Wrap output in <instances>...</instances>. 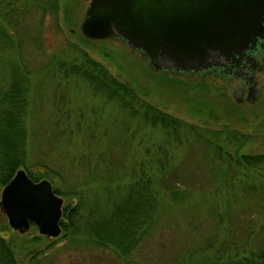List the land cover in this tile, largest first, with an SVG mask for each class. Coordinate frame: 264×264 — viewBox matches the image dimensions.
Wrapping results in <instances>:
<instances>
[{"label":"rangeland","instance_id":"1","mask_svg":"<svg viewBox=\"0 0 264 264\" xmlns=\"http://www.w3.org/2000/svg\"><path fill=\"white\" fill-rule=\"evenodd\" d=\"M87 2L0 0V95L9 86L11 66L25 76L26 152L21 168L63 190L66 194H57L61 206L70 202L69 192L78 190L90 198H104L105 192L112 197L117 182L124 185L134 176L130 166L135 160H142L140 168L135 162L137 173L141 169L159 175L149 163V151L158 143L167 151L165 177L179 181L174 184L182 194L174 199L164 189L157 195L154 221L128 258L138 264H174L184 247L211 234L238 248H256L264 239V165L257 172L232 161L237 144L239 152L264 151V70L254 72L258 94L237 100L232 94L237 78L154 69L140 50L119 38L84 35L79 25ZM82 52L141 99L184 120L177 140L73 73L69 66L79 64ZM188 123L200 127L201 133L203 128H236L254 134L248 140L218 137L217 143L231 155L219 159L204 149L201 140L206 136L188 135ZM209 168L214 170L205 177ZM62 233L60 227L57 235L42 234L34 240L41 234L35 225L11 227L0 205V235L16 264L50 242L51 249L41 252L42 264H122L121 257L103 247L65 243Z\"/></svg>","mask_w":264,"mask_h":264},{"label":"trees","instance_id":"2","mask_svg":"<svg viewBox=\"0 0 264 264\" xmlns=\"http://www.w3.org/2000/svg\"><path fill=\"white\" fill-rule=\"evenodd\" d=\"M79 61L78 65L74 63L69 68L76 75L86 79L95 91L108 98H113L119 105L127 108L131 114L140 117L150 126L159 127L166 136L172 134V138L177 140L178 130L182 129L181 125L185 122L184 120L141 99L131 86L110 75L100 63L92 60L85 52H82ZM18 69V66L10 67L9 86L0 95V183L2 185L10 179L17 168L23 166L26 152V130L22 119L25 76ZM186 129L191 138L206 136L204 140H201L204 143V149L213 151L212 153L219 159L224 155L225 158L228 156L231 159V155L222 142L217 143L218 137L220 140L235 137L248 140L254 134L242 132L236 128H203V133H201L200 127L192 123H188ZM235 146L233 164L242 168L251 167L260 172L259 167L264 165V151L239 152L240 146L238 144ZM165 151V147L158 143L149 151V156L153 155L149 157V163L160 171L159 175L144 174L141 169L137 173L136 165L142 160H135L130 166V171L134 176L130 177L124 185L116 183L115 196L109 197L105 192L104 198L96 195L90 198L82 190L69 192V196L72 194L70 202L61 206L58 222L63 233L59 237L63 238L65 243H73L77 247L91 248L95 245L103 247V250H110L116 253L117 257H121L122 264H138L127 255L138 245L147 225L154 221L157 195L164 189L174 199L182 194L176 187L179 181L174 179L169 182L165 177L168 165L165 156L167 151ZM101 155H104L103 152ZM140 167L141 164L138 165V168ZM213 170V168L206 169L205 177L209 176V172ZM25 171L32 180L40 178L27 169ZM114 178L109 177V180H114ZM224 180L226 182V178ZM51 187L56 194H66L54 183ZM104 187L107 188V186ZM101 200L104 201L101 203ZM40 236L43 235L35 234L33 239L37 240ZM216 239L218 237L211 234L204 237L199 244L193 243V245L184 247L183 252L175 258L174 264H264V239L258 242L256 248H238L234 241L232 245L230 241L227 243L224 239L220 241ZM51 243L43 249L30 250L31 253L22 264H42L41 252L44 249H51L49 248ZM13 255L9 243L4 236L0 235V264H16Z\"/></svg>","mask_w":264,"mask_h":264},{"label":"water","instance_id":"3","mask_svg":"<svg viewBox=\"0 0 264 264\" xmlns=\"http://www.w3.org/2000/svg\"><path fill=\"white\" fill-rule=\"evenodd\" d=\"M264 0H88L80 31L116 37L140 50L154 69L196 70L221 64L264 33ZM239 100L238 91L233 93ZM253 95L252 97H254ZM62 199L41 178L17 168L2 186L0 205L18 230L60 231Z\"/></svg>","mask_w":264,"mask_h":264},{"label":"flooded vegetation","instance_id":"4","mask_svg":"<svg viewBox=\"0 0 264 264\" xmlns=\"http://www.w3.org/2000/svg\"><path fill=\"white\" fill-rule=\"evenodd\" d=\"M264 23V21H262ZM255 70H264V33L256 35L253 43H248L239 54L229 56L221 64L210 65L196 70H186L188 73L217 74L220 77L237 78V85L232 94L238 91L240 100L258 94L255 86Z\"/></svg>","mask_w":264,"mask_h":264}]
</instances>
